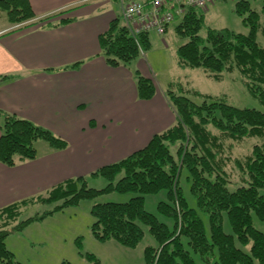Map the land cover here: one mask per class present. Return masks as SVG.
<instances>
[{"label":"trees","instance_id":"1","mask_svg":"<svg viewBox=\"0 0 264 264\" xmlns=\"http://www.w3.org/2000/svg\"><path fill=\"white\" fill-rule=\"evenodd\" d=\"M0 9L13 26L22 28L38 20L29 0H0ZM236 12L243 17L248 13L243 18L250 27L248 34L206 28L204 14L199 9L186 8L175 27L176 36L184 39L177 49L178 64L181 68H202L216 81L223 80L227 73L238 72L264 104V48L257 41L259 32L264 33V0L261 13L254 11L248 1L237 3ZM149 35L134 38L119 17L100 36L103 56L111 66H128L150 48ZM10 78L1 76L0 83ZM137 88L141 100L152 99L156 92L152 80L140 73ZM180 89L179 93L167 92L177 114L173 127L155 135L145 148L92 173V177L108 181L105 188H89L86 178L79 177L55 186L46 197L0 209V220L6 219L0 226V264L15 263L5 241L30 222L31 219L21 225L16 223L23 205L61 199L65 206L75 205L113 192L135 196L127 202L94 204L92 231L99 241L115 240L124 247L136 248L145 234L142 226H148L158 246L146 247V264H264V234L253 221V214L264 221V113L232 106L222 97ZM192 98L202 101L197 103ZM0 116V163L15 166L37 159L40 141L57 150L68 147L65 140L42 126L2 110ZM251 138H260V143L248 154L235 156V149ZM183 170L199 211L208 218L209 234L198 209L191 208L184 197L179 184ZM162 191H166L167 200L159 202L158 212L173 220L172 228L145 207L147 196ZM224 215L233 235L224 230ZM12 223L16 224L10 229ZM236 239L242 247L251 245L249 253L237 245ZM194 255H198L200 263Z\"/></svg>","mask_w":264,"mask_h":264},{"label":"crops","instance_id":"2","mask_svg":"<svg viewBox=\"0 0 264 264\" xmlns=\"http://www.w3.org/2000/svg\"><path fill=\"white\" fill-rule=\"evenodd\" d=\"M34 25L0 28V110L42 126L68 143H39L38 157L0 163V209L89 177L145 148L177 114L144 59L111 66L100 36L121 17L116 0H29ZM63 20H68L63 22ZM137 73L155 95L138 97ZM3 118L0 116V136Z\"/></svg>","mask_w":264,"mask_h":264},{"label":"rangeland","instance_id":"3","mask_svg":"<svg viewBox=\"0 0 264 264\" xmlns=\"http://www.w3.org/2000/svg\"><path fill=\"white\" fill-rule=\"evenodd\" d=\"M240 1H248L254 11L261 13L263 0H216L206 10H200L205 16V27L229 29L236 33L248 34L250 27L243 20L244 17L248 16V13L243 17L236 12V4ZM261 17L264 28L262 13ZM179 18H176L164 35L159 36L151 33L149 35L150 48L142 51L136 60L144 59L147 65L152 67L155 77L167 92L172 90L179 93L180 87H183L186 90H195L204 95L225 98L228 104L238 108L256 109L264 113V104L251 93L238 72L227 73L223 80L216 81L210 78L202 68L192 69L179 66L177 49L184 43V39H180L175 34V27ZM4 25L11 26L12 24L7 19L5 12L0 9V28ZM24 25L21 27H28V25ZM257 41L264 48L263 30L259 32ZM192 99L197 103L202 101L197 98ZM260 140V138H251L245 141L235 149L234 155L242 157L248 154L255 144L260 143ZM39 143L47 142L40 141ZM176 148L177 146L172 147L173 153H176ZM236 179L237 176L233 178V180ZM86 181L89 188L97 190L108 185V181L103 177L89 176ZM179 184L189 206L198 209L185 170L182 172ZM230 187L234 186L231 185ZM261 194L264 196V189L261 190ZM133 196L135 195L113 192L95 199L81 200L75 205L65 206L64 199L50 203L33 202L28 207L23 205L20 208L21 215L16 222L17 225L31 220L23 228L11 233L5 241L8 251L13 254L14 264H146L144 255L146 247L158 246L157 241L150 234L148 226H142L145 234L136 248L124 247L115 240L99 241L92 231L95 222L92 215L94 204L127 202ZM166 200V191L157 195H149L145 198V207L148 212L156 215L161 222L172 228L173 220L158 212L159 202ZM199 213L209 234L208 218L200 211ZM5 221L6 219H1L0 226ZM253 221L255 228L264 234V221L256 214H253ZM16 223H12L10 229ZM223 224L225 232L233 235L227 215H224ZM236 242L240 248L249 253L250 244L242 247L237 239ZM194 257L197 263H200L198 255H194Z\"/></svg>","mask_w":264,"mask_h":264},{"label":"built area","instance_id":"4","mask_svg":"<svg viewBox=\"0 0 264 264\" xmlns=\"http://www.w3.org/2000/svg\"><path fill=\"white\" fill-rule=\"evenodd\" d=\"M120 6V18L129 34L137 38L141 34L164 35L186 8L206 10L216 0H116Z\"/></svg>","mask_w":264,"mask_h":264}]
</instances>
